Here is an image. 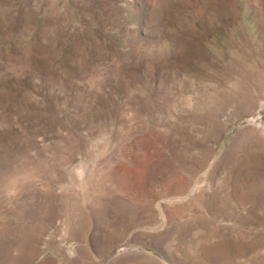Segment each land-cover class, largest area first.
<instances>
[{
  "label": "rangeland",
  "instance_id": "rangeland-1",
  "mask_svg": "<svg viewBox=\"0 0 264 264\" xmlns=\"http://www.w3.org/2000/svg\"><path fill=\"white\" fill-rule=\"evenodd\" d=\"M0 264H264V0H0Z\"/></svg>",
  "mask_w": 264,
  "mask_h": 264
}]
</instances>
